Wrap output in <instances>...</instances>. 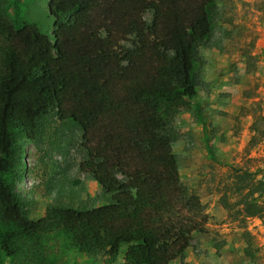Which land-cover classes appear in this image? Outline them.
<instances>
[{
    "label": "trees",
    "instance_id": "1",
    "mask_svg": "<svg viewBox=\"0 0 264 264\" xmlns=\"http://www.w3.org/2000/svg\"><path fill=\"white\" fill-rule=\"evenodd\" d=\"M214 2L48 0L49 37L13 19L0 0L4 259L35 262L42 241L54 237L64 251L104 254L106 264L122 246L124 264H171L195 233L205 232V205L180 177L172 119L196 95L197 46L212 32ZM51 118L79 129L78 169L97 183L102 204L66 202L61 181L54 187L50 180L46 192L54 200L36 220L31 199L18 189L22 144H39ZM251 130L264 137L256 121ZM256 142L254 134L249 144ZM67 182L71 189L80 184ZM239 183L242 214L264 220V208L252 199L256 191L245 178Z\"/></svg>",
    "mask_w": 264,
    "mask_h": 264
},
{
    "label": "rangeland",
    "instance_id": "2",
    "mask_svg": "<svg viewBox=\"0 0 264 264\" xmlns=\"http://www.w3.org/2000/svg\"><path fill=\"white\" fill-rule=\"evenodd\" d=\"M6 1L13 19L52 36L48 0ZM194 75L196 95L184 100L172 119L178 134L172 149L181 180L205 205L208 222L171 264H264V220L245 217L238 205L239 179L245 178L256 191L253 201L264 208V137L251 130L253 121L264 129V0H215L212 32L197 46ZM79 133L75 125L51 118L39 144H22L18 189L32 201L31 218H41L53 202L46 192L50 180L54 187L61 181L66 202L102 204L97 183L78 169ZM254 134L257 142L250 145ZM68 179L80 184L71 189ZM63 243L49 237L35 262L21 264H106L104 254L91 258L64 251ZM124 251L122 246L112 264H124ZM0 264H12L1 251Z\"/></svg>",
    "mask_w": 264,
    "mask_h": 264
}]
</instances>
